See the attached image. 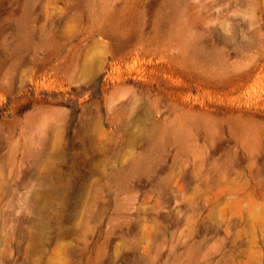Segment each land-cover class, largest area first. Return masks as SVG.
<instances>
[{
    "label": "rangeland",
    "instance_id": "rangeland-1",
    "mask_svg": "<svg viewBox=\"0 0 264 264\" xmlns=\"http://www.w3.org/2000/svg\"><path fill=\"white\" fill-rule=\"evenodd\" d=\"M0 264H264V0H0Z\"/></svg>",
    "mask_w": 264,
    "mask_h": 264
}]
</instances>
